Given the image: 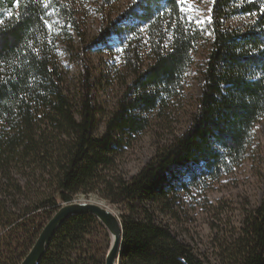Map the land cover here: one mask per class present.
Listing matches in <instances>:
<instances>
[{
	"label": "trees",
	"instance_id": "obj_1",
	"mask_svg": "<svg viewBox=\"0 0 264 264\" xmlns=\"http://www.w3.org/2000/svg\"><path fill=\"white\" fill-rule=\"evenodd\" d=\"M89 1L102 10L117 0ZM209 5L199 24L182 0H131L109 20L99 44L115 36L129 81L98 134L88 71L75 108L51 43L57 33L69 39L68 29L81 33L78 0H0V264H19L59 206L90 193L121 208V264H206L157 214L175 218L183 195L239 166L264 116V0ZM233 18L245 20L227 25ZM201 41L200 93L187 128L125 177L122 149L149 126V113L183 93ZM108 243L97 218L73 215L38 264H105ZM224 257L221 264H264V193Z\"/></svg>",
	"mask_w": 264,
	"mask_h": 264
},
{
	"label": "rangeland",
	"instance_id": "obj_2",
	"mask_svg": "<svg viewBox=\"0 0 264 264\" xmlns=\"http://www.w3.org/2000/svg\"><path fill=\"white\" fill-rule=\"evenodd\" d=\"M131 0H117L100 10L89 0H78L77 23L80 34L72 29L69 36L55 34L51 43L63 75V87L77 108L84 72L88 71L90 96L95 108L96 133L103 131L104 122L124 94L129 81L122 46L112 35L107 45L99 44L101 31L109 20L125 14ZM210 0H182L188 19L197 24L208 18ZM111 19V20H112ZM245 18H233L227 25L239 26ZM142 60L147 62V44H139ZM207 42L201 41L193 52V65L188 70L184 91L166 106L149 113V126L130 139L118 158L119 171L129 177L153 155L157 145L180 135L189 124L195 98L200 93L201 66ZM255 140L244 161L228 175L204 188H192L175 206L176 217L157 214L176 234L188 242L206 264H221L226 250L241 226L247 210L258 205L264 193V116L255 126ZM105 201L119 216L121 208L110 204L96 193L77 194L73 200L88 201L90 197Z\"/></svg>",
	"mask_w": 264,
	"mask_h": 264
},
{
	"label": "water",
	"instance_id": "obj_3",
	"mask_svg": "<svg viewBox=\"0 0 264 264\" xmlns=\"http://www.w3.org/2000/svg\"><path fill=\"white\" fill-rule=\"evenodd\" d=\"M94 198L91 196L88 201L72 200L60 205L19 264H38L56 229L70 216L84 213L92 214L108 232L109 243L105 264H121L122 226L120 217Z\"/></svg>",
	"mask_w": 264,
	"mask_h": 264
},
{
	"label": "bare ground",
	"instance_id": "obj_4",
	"mask_svg": "<svg viewBox=\"0 0 264 264\" xmlns=\"http://www.w3.org/2000/svg\"><path fill=\"white\" fill-rule=\"evenodd\" d=\"M96 201L104 204L105 206H107L109 209L113 210L114 208H112V206H110L108 203H106L105 201L102 200H98L97 198H94ZM120 261V260H119Z\"/></svg>",
	"mask_w": 264,
	"mask_h": 264
},
{
	"label": "snow or ice",
	"instance_id": "obj_5",
	"mask_svg": "<svg viewBox=\"0 0 264 264\" xmlns=\"http://www.w3.org/2000/svg\"><path fill=\"white\" fill-rule=\"evenodd\" d=\"M47 23V22H46Z\"/></svg>",
	"mask_w": 264,
	"mask_h": 264
}]
</instances>
